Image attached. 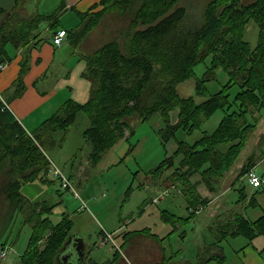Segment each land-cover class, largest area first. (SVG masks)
<instances>
[{
    "label": "trees",
    "instance_id": "16d2710c",
    "mask_svg": "<svg viewBox=\"0 0 264 264\" xmlns=\"http://www.w3.org/2000/svg\"><path fill=\"white\" fill-rule=\"evenodd\" d=\"M32 1L14 0L11 10H0V64L11 61L7 47L21 50L25 55L6 101L19 98L25 92L23 77L29 71L28 56L32 49L43 43L38 31L40 24L48 25L51 41L56 32L64 31V41L74 49L79 48L107 11L117 10L118 16L127 19V26L115 39L81 57L85 63L82 76L90 85L85 104L66 101L28 134L0 102V168L9 162L7 183L0 187V193L4 194L14 214L24 216V225H31L20 263L55 264L56 256L71 234V222L61 220L53 225L49 218L52 208L47 202L32 204L21 194V188L36 181L48 183L46 177L51 162L46 156L47 151L56 147L55 135H65L79 114H85L90 121L83 138L91 144L90 161L95 165L125 132L132 129L129 125L132 118L145 123L153 116H159L163 128L157 135L165 150L175 139L177 130L191 132L217 109L226 110L213 133L203 134L193 145L176 142L175 151L170 156L165 154L164 160L152 172L171 171L167 181L181 185L180 194L189 217L194 218L196 215L192 211L204 208L210 201L201 198L196 190L200 183H192L191 179L200 177L210 193L216 192L256 129L257 123L252 119L249 121L247 116L252 110L264 109V0L244 8H237L240 0H210L196 18H190L186 9L179 5L182 0H101L87 12L76 13L78 25L70 31L58 30L59 18L67 10V0H60L57 9L47 16L36 11L27 18H20L19 9ZM247 19L254 20L260 29L254 50L241 35ZM33 40L36 45L32 46ZM208 56L212 57L211 66L204 78L196 81V96H204L203 83L213 77L209 72L214 74L218 68L227 73L228 83L200 103L192 97L179 96L178 85L191 79L194 76L192 68ZM234 85L238 92L234 102L230 103L228 90ZM232 107L235 110L230 111ZM173 111H177L176 124L169 121ZM257 155L264 157V135L259 139L258 150L247 157L237 172L232 187L254 168ZM236 191L239 194L236 204L239 205L245 196L243 189ZM253 206L250 199L247 207ZM160 216L165 225L173 228L184 223L166 211ZM222 217L224 220L220 221ZM6 224L7 219L2 222L3 228ZM211 225L214 243L206 250L208 257L200 258L197 264H225L221 245L227 239L242 237L248 243L258 237L264 239V214L250 221L230 209L227 214L213 218ZM44 239V244L39 247ZM4 246L0 244V248ZM118 254H115L117 259ZM170 261L165 259L159 264H170Z\"/></svg>",
    "mask_w": 264,
    "mask_h": 264
},
{
    "label": "rangeland",
    "instance_id": "374dc122",
    "mask_svg": "<svg viewBox=\"0 0 264 264\" xmlns=\"http://www.w3.org/2000/svg\"><path fill=\"white\" fill-rule=\"evenodd\" d=\"M210 0H182L179 4L186 9L190 18H196L203 12L206 3ZM257 0H240L237 8L252 6ZM60 0H41L36 2L33 0L23 9H19L18 15L27 18L30 13L38 11L39 14L48 15L54 12ZM238 10V9H237ZM92 13L87 15L85 22L89 20ZM61 27H70L74 25V18L70 17V13L64 12L59 18ZM47 24H40L38 31L42 42H49V35L46 31ZM127 19L118 16L117 10L107 11L97 26L92 28L87 36L83 39L79 48L81 55H90L94 50L115 39L122 29L126 28ZM259 25L252 19H247L242 27V39L248 43L250 49L254 50L258 42ZM34 42V43H33ZM33 45L36 41L33 40ZM39 46V45H38ZM37 46V47H38ZM66 48H71L66 46ZM8 52V51H7ZM9 53V52H8ZM10 55V54H9ZM22 56L21 61H23ZM58 56L56 57L57 60ZM212 57L208 56L205 60L195 65L193 77L177 87V93L183 98L192 97L196 103H200L208 99L210 96L217 94L228 83L229 77L221 68L213 72H209L211 79L203 83L204 96L198 97L195 93V84L197 80L204 78L207 69L211 66ZM238 92L237 86H231L228 90L230 103L234 102V97ZM235 110L232 107L230 111ZM223 112L217 109L213 114L204 120L199 128L187 132L177 130L175 139L170 142L164 150L160 145V139L157 135L158 131L163 128V124L159 116H153L148 122L141 123L137 118L129 120L132 129L125 132L123 138L118 139L115 145L105 152L101 160L92 165L90 155L92 151L91 144L83 138V133L90 126V121L85 114H79L74 125L64 135L57 133L55 135L56 147L47 151V156L52 165L61 171L67 178L70 168L79 169L84 174L83 180L77 185L75 181L71 182L73 190H62L59 187L58 180L52 174V183L49 186L42 187L38 182L26 185L22 188V194L32 202L46 201L49 205L55 206L52 214L49 216L53 225L58 224L61 220L71 222V234L80 236L85 242V246L92 251V257L98 263L119 264L120 260H112L117 250L119 257L125 251V241L121 234L132 231L149 232L158 237V246L164 249L165 259L171 260L170 264H181L188 262L195 264L198 262L197 257L206 259L208 257V246L214 243V238L210 233L213 218L228 213L230 209L237 211L243 215H247L248 219L255 221L258 211L264 214V209L260 205L255 204L254 207H247V201L236 205L238 201L237 189L246 190V178L243 177L239 183L234 186L233 191L229 190L230 179L225 176L221 181V186L216 188V192L210 193L201 183L200 177L191 179L192 183L197 181L205 188L210 195L212 205L205 206L203 212L194 218L189 217L190 213L186 209L184 199L179 195L181 185L167 181L171 171H163L153 174L152 172L164 160L165 154L176 147V142L193 145L203 134L213 133L223 118ZM249 121L252 119L257 123L256 129L250 134L246 145L240 153L238 160L234 163L230 172H238L247 157L259 148V139L264 135V109L260 111L252 110ZM169 121L171 124L177 122V111L170 114ZM172 153L167 154L170 156ZM256 163L259 165L264 162V157L257 155ZM9 162L6 167L0 168V187H4L7 183L6 172L8 171ZM228 172L227 174H229ZM257 174L264 173V165L256 167ZM223 183V184H222ZM175 186V187H173ZM177 189V190H176ZM47 191L46 193L43 192ZM169 190L164 200L156 205L148 203L149 200L164 194ZM197 190V188H196ZM75 194L78 198L75 197ZM199 194V193H198ZM214 199V200H213ZM83 201L86 208L79 212V206ZM258 201V200H257ZM33 204V203H32ZM207 207V208H206ZM81 208V206H80ZM166 211L181 220L183 225H177L173 228L165 225L161 219V212ZM26 213V212H25ZM65 214V215H63ZM10 215V216H9ZM64 218V219H62ZM7 224L3 228L2 222ZM224 220V217L220 221ZM24 216L17 215L12 212L10 203L6 201L4 194L0 193V244L5 245L6 256L1 259L0 264H21L20 257L26 250L30 237V226L24 225ZM35 222V221H34ZM33 222V223H34ZM112 234L114 231V244L105 243L101 245L100 241H104V234ZM48 236L47 232L44 237ZM113 240V238H112ZM145 240L144 242H150ZM45 239L39 244L41 247ZM154 243V242H153ZM253 246L258 254L264 258V241L257 238L252 244L248 243L245 238L237 237L228 239L221 245L222 252L225 257V264H240L239 256L241 249L247 246ZM0 248V252L1 249ZM147 249V252L151 251ZM207 250V251H206ZM153 260L154 257H149ZM197 260V261H196ZM118 261V262H117ZM86 260L85 264H89ZM208 264H216L210 262Z\"/></svg>",
    "mask_w": 264,
    "mask_h": 264
},
{
    "label": "crops",
    "instance_id": "0c3cea01",
    "mask_svg": "<svg viewBox=\"0 0 264 264\" xmlns=\"http://www.w3.org/2000/svg\"><path fill=\"white\" fill-rule=\"evenodd\" d=\"M100 1L101 0H67L66 12L68 11L70 13V17L74 18L75 24L69 25L71 26L70 29L67 26L61 27L58 30L63 29L66 31H70L72 29H75L78 25V17L76 13L83 14L87 12L93 5L99 3ZM13 5L14 0H0V10L9 11L12 9ZM35 12L36 11L34 10V13L29 12V14L32 15L35 14ZM40 15L47 16L43 14ZM60 26H62V24H60ZM46 31L49 35V42H43L38 47L30 51V54L28 56L29 71L23 77L25 92L19 98L13 99L12 101H6L8 95L7 92H11V88L18 78L21 59L24 55L23 51H16L11 47H7V51L9 52L8 54H10L9 56L11 58V61L5 68V70L0 73V102L5 106V108L12 114V116L28 134L37 129L39 125L42 124L45 120L49 119L66 101L70 100L74 103L82 105L87 102L89 97L90 85L88 81L82 76L85 69V63L81 58L82 56H84L81 55V49L72 48L67 43V41H64L62 46L55 47L52 44L51 34L48 32V27ZM66 46L71 48H66ZM57 56L58 58L56 60ZM174 151L175 147L167 154L173 153ZM262 164L264 165V162L260 165ZM260 165L258 163H255V166L252 170L255 172L256 167ZM69 170L70 172L68 179L70 180V182L75 181L77 185V183L79 184L84 179V174L81 172V170L74 168H70ZM236 175V172H230L229 174H227V179H230V186H232V181L234 180ZM46 179L48 183H38L42 187L51 185V182L54 183L52 177L50 176V172L47 175ZM34 183H29L26 185H31ZM245 183L247 187L244 191L245 200L243 201V203L247 201L248 205L249 200L251 199L254 202V205L258 203V205H260L261 201V206L264 209V187L258 190H254L248 185L247 181H245ZM232 188L234 187H231L229 190L233 191L234 189ZM42 191L45 193L47 192L44 190ZM177 191L181 196L179 189ZM197 192L199 193L202 199H207L210 201V197L212 196V194L210 195V193L205 188H203L202 185L199 184L197 186ZM237 195L239 199V194L237 193ZM25 198L33 204L46 202H32L27 197ZM152 201L153 200H149L148 203L150 204L152 203ZM212 202L213 201H210L207 207L212 205ZM48 206L52 208L53 212L55 206L49 204ZM80 206L78 210L79 212L83 211ZM261 214L262 213L258 211L257 219L262 216ZM244 216L246 219H248L247 215ZM101 233L103 232L101 231L99 234L100 239L102 238ZM113 233H115V231ZM120 237H122L125 241V251L124 253L122 252V257L118 258L120 261L115 256L112 259H117L120 262L119 264H159L162 260H165L164 249H160L157 244L158 237L156 235L151 234L149 230H144L142 232L132 231L125 234H121ZM256 239H254L252 242H254ZM145 240L151 241L146 243L144 242ZM252 242L250 244H252ZM100 243L101 245H103L102 241H100ZM148 248H151V251L147 252ZM88 249L89 248L85 246L84 260H89L95 264H104L93 261L95 259L92 257V251H89ZM239 256L242 258V260H239V262L241 261L240 264H264V258L258 254L257 250L252 245L250 247L247 246L242 248ZM149 257H154V259L150 260ZM199 259L200 258L197 257V260ZM195 264H197V262Z\"/></svg>",
    "mask_w": 264,
    "mask_h": 264
},
{
    "label": "built area",
    "instance_id": "2783aa9c",
    "mask_svg": "<svg viewBox=\"0 0 264 264\" xmlns=\"http://www.w3.org/2000/svg\"><path fill=\"white\" fill-rule=\"evenodd\" d=\"M65 37H66V34L64 31L61 30V31L56 32V34L54 35V37L52 39L53 45L55 47L62 46V44L65 40ZM7 66H8L7 63L0 64V73L3 72ZM50 173L52 174V176L56 180H58L59 187L62 190H65V191L73 190L70 180L61 171H59L56 167H54V165H52V164H51ZM245 178H246L248 185L254 190H258V189L264 187V174L259 175L256 172H254L253 170H251L245 176ZM168 191L169 190L164 191V194L155 198L152 201V203L156 205L157 203L162 201L167 196ZM75 197L78 198V196L76 194H75ZM81 203H82L81 209L84 210L86 208V205L83 201H81ZM203 210L204 209L202 207H199V208L193 210L192 212L197 216V215L201 214L203 212ZM104 237H105L104 241H102L103 245L105 243H111L115 246L113 234H104ZM112 238H113V240H112ZM116 250H117V252H120V250L117 247H116ZM5 256H6V252H5V249L3 248V249H1V252H0V258L3 259Z\"/></svg>",
    "mask_w": 264,
    "mask_h": 264
},
{
    "label": "water",
    "instance_id": "95a60500",
    "mask_svg": "<svg viewBox=\"0 0 264 264\" xmlns=\"http://www.w3.org/2000/svg\"><path fill=\"white\" fill-rule=\"evenodd\" d=\"M85 243L76 234H70L55 258V264H82Z\"/></svg>",
    "mask_w": 264,
    "mask_h": 264
}]
</instances>
